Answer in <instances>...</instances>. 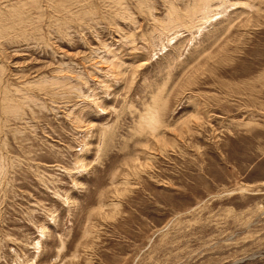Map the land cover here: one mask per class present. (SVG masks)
<instances>
[{
  "label": "rangeland",
  "instance_id": "374dc122",
  "mask_svg": "<svg viewBox=\"0 0 264 264\" xmlns=\"http://www.w3.org/2000/svg\"><path fill=\"white\" fill-rule=\"evenodd\" d=\"M0 264H264V0H0Z\"/></svg>",
  "mask_w": 264,
  "mask_h": 264
}]
</instances>
